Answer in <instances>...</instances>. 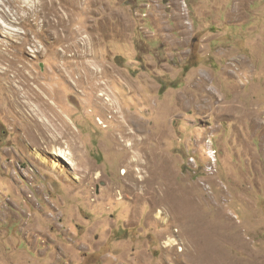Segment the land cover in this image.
Returning a JSON list of instances; mask_svg holds the SVG:
<instances>
[{"label": "rangeland", "instance_id": "obj_1", "mask_svg": "<svg viewBox=\"0 0 264 264\" xmlns=\"http://www.w3.org/2000/svg\"><path fill=\"white\" fill-rule=\"evenodd\" d=\"M198 262L264 264V0H0V264Z\"/></svg>", "mask_w": 264, "mask_h": 264}, {"label": "bare ground", "instance_id": "obj_2", "mask_svg": "<svg viewBox=\"0 0 264 264\" xmlns=\"http://www.w3.org/2000/svg\"><path fill=\"white\" fill-rule=\"evenodd\" d=\"M58 1V0H57ZM44 3V2H43ZM43 8V7H42ZM49 8V7H48ZM75 47V46H74ZM69 52H70V50H69ZM16 56V55H15ZM11 62V61H10ZM16 62V61H15ZM12 63V62H11ZM14 63V62H13ZM10 66H14V64L13 65H10ZM9 66V67H10ZM12 69V68H11ZM19 70V69H18ZM17 70V71H18ZM23 70V69H22ZM22 70H21V72H22ZM97 73H98V75L100 74L99 73V71H97ZM2 74V73H1ZM7 73H4V74H2L3 75V79H5L6 80V86H7V91H8V93H9V95L7 96V103H8V108L6 109V112L7 113H9V114H13V115H20L21 117H25L26 118V121H27V123L28 124H26V129H25V134H26V137L29 139V140H35L36 138H38L40 135H41V133H37V130H36V132H35V127L37 128H40V127H42V128H46V129H44L43 131L45 132V134L47 135H45V134H42L43 136H46V137H48L49 135H48V132H50V126H49V124H48V122H46L44 119H43V121H40L39 120V112H27V111H25L24 109H28V107L26 106V102L24 101L26 98L24 97V96H20V94H19V91L20 90H17L16 88H15V86H14V83L15 82H12L11 81V79L9 78L8 79V82H7V75H6ZM9 74V73H8ZM19 74V73H18ZM97 75V76H98ZM12 76V75H11ZM19 76V75H18ZM17 76V77H18ZM22 76V75H21ZM27 76V75H26ZM94 75H92V77L90 78V79H93V78H95V77H93ZM96 76V77H97ZM13 77V76H12ZM21 78V77H20ZM23 78V77H22ZM62 78V77H61ZM80 78H82V77H80ZM13 79V78H12ZM63 79V78H62ZM5 80H3V81H5ZM85 80V79H84ZM2 81V80H1ZM2 81V82H3ZM22 81H24V80H22ZM94 81V80H93ZM98 82V81H97ZM70 83V82H69ZM88 83V82H87ZM5 86V85H4ZM93 85H91V87H92ZM96 87H98V85H95ZM92 90V89H91ZM36 91V90H35ZM93 91V90H92ZM21 92V91H20ZM32 94H34V93H32ZM35 94H36V92H35ZM28 95H30V94H28ZM92 95V94H91ZM36 96V98H37V94L35 95ZM102 97V98H101ZM101 97H100V99L103 101V95H101ZM37 99H41L40 97L39 98H37ZM36 101V100H35ZM44 101V100H43ZM104 102V101H103ZM113 102V101H112ZM33 103V102H32ZM115 103V102H114ZM104 105L107 107V108H109V109H112V108H115V104H111V102H109V103H104ZM30 106V105H29ZM32 106V105H31ZM48 106V105H47ZM101 106V105H100ZM39 107V106H38ZM30 108V107H29ZM58 109V108H57ZM101 109H103V108H101ZM100 109V110H101ZM22 110H23V112H22ZM47 110V109H46ZM53 111V110H52ZM112 111V110H111ZM118 110H116V112H117ZM106 112V111H105ZM123 112V111H122ZM104 112H102V114H103ZM117 113H119V111L117 112ZM115 114V113H114ZM120 114V113H119ZM62 123H64L63 121V118L62 117H59V116H56ZM114 117V116H113ZM118 117V116H117ZM120 118H121V116H120ZM120 120V119H119ZM51 124V123H50ZM52 125V124H51ZM53 128V127H52ZM123 129H125V130H127L128 131V127H125V124L123 125ZM48 131V132H46V131ZM65 130V129H64ZM62 133H64V132H62ZM62 136V135H61ZM52 139V138H51ZM54 139V140H53ZM53 142L54 141H58V140H56L55 139V137H53ZM148 139L150 140V139H152L150 136L149 137H147V138H143L142 140H140V139H138L137 138V134H134L132 131H130L129 130V132L128 133H126V134H124V135H122V137L120 138V137H117V142H118V146H120L119 147V149L122 151V152H124V155H125V159H124V161H126L129 157H130V154L132 153V155H133V158H134V160H131V165H135V164H137V163H139V162H142V159H143V154H141V152L140 151H138V150H136L137 149V147H139L140 145H142L144 142H146V141H148ZM128 140H130L131 142H133L132 144H129V145H126V142L128 141ZM146 140V141H145ZM29 143V142H28ZM53 145V144H52ZM136 148V149H135ZM60 151V150H59ZM57 153V152H56ZM61 153L63 154V150L61 151ZM61 153H58L60 156H63ZM67 153V152H66ZM64 156H67L66 154L64 155ZM155 160V156L153 157V159H152V157H151V162H153ZM154 164V163H153ZM123 172H124V174H125V176L126 175H128V171L127 170H123ZM134 179V178H133ZM148 179L149 178H147V183H146V185H144V192H142V193H144V194H146L147 192L148 193H150V190L151 189H149L150 188V185H149V183H148ZM134 180H136V179H134ZM144 181V180H143ZM138 182H140V181H138ZM145 182H146V180H145ZM141 184H143V182H140ZM140 183H137L136 181H134L133 182V187L137 190L139 187H140ZM138 191V190H137ZM137 191H136V193H137ZM197 224V223H196ZM200 225V224H199ZM201 228H203V225H202V227ZM197 231V230H196ZM208 233V232H207ZM206 235V234H205ZM204 235V236H205ZM200 236H201V234H200ZM203 236V235H202ZM201 236V237H202ZM208 236H209V234H208ZM209 239H211V238H209ZM214 239V238H213ZM207 240V239H206ZM206 242V241H205ZM205 242H203V243H205ZM202 243V244H203ZM207 244H209V243H207ZM213 242L212 243H210L209 244V248H211V247H215V245L213 246ZM206 246V245H205ZM208 246V245H207ZM199 248H202V247H199ZM208 248V247H207ZM206 248V249H207ZM206 249H204V250H206ZM212 249V248H211ZM200 250V249H199ZM204 250H203V252H204ZM209 253V252H208ZM207 253V254H208ZM204 255V254H203ZM206 255V254H205ZM198 256V255H197ZM197 256H195V258L194 259H196V257ZM206 257V256H205ZM207 257H209V255L207 256ZM203 258H204V256H203ZM207 259V258H206ZM204 260H205V258H204ZM197 264V263H196ZM198 264H200L199 262H198Z\"/></svg>", "mask_w": 264, "mask_h": 264}, {"label": "trees", "instance_id": "obj_3", "mask_svg": "<svg viewBox=\"0 0 264 264\" xmlns=\"http://www.w3.org/2000/svg\"><path fill=\"white\" fill-rule=\"evenodd\" d=\"M163 88V87H162Z\"/></svg>", "mask_w": 264, "mask_h": 264}]
</instances>
